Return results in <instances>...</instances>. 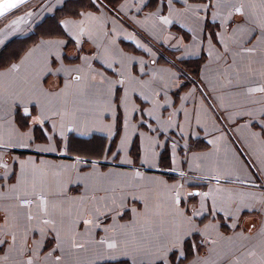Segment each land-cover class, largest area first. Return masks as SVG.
I'll return each mask as SVG.
<instances>
[{"label":"crops","instance_id":"crops-1","mask_svg":"<svg viewBox=\"0 0 264 264\" xmlns=\"http://www.w3.org/2000/svg\"><path fill=\"white\" fill-rule=\"evenodd\" d=\"M228 12L217 0H29L0 18V72L24 61L18 75L29 81L22 89L9 88L14 78L0 81V143L8 144L0 148L8 165L0 167V216L39 215L35 203L18 208L17 196L31 193L33 184L45 195L63 193L49 196L58 205L59 235L39 219L25 231L21 218L18 230L0 231V241H6L0 256L14 247L15 235V248L31 246L42 257L60 245L52 258L36 264H127L124 257L106 258L96 241L112 235V225L129 224L135 216L130 210L166 202L176 191L178 209L203 212L193 217L202 235L184 244L185 250L200 247L188 252L183 264H195L197 255L200 264H225L230 253L235 254L230 264H236L240 252L254 246L256 256L240 257L239 264H264V93H247L264 86V44L259 31L234 32L241 17L229 18ZM165 16L171 23L161 22ZM242 46L257 52L246 55ZM78 66L85 78L67 97L43 94L64 89L71 79L68 69ZM104 78L113 83L101 85ZM121 78L122 85L116 83ZM92 85L96 95L88 94ZM13 91L34 101L35 108L17 103ZM57 104L75 119L51 116ZM25 106L33 119L41 111L51 118L34 124L24 115ZM78 155L91 159L96 170L75 164ZM137 172L140 179H133ZM213 188L253 198L209 200L201 209L202 198L188 195ZM121 197L123 205L117 199L115 207L122 218L111 204ZM93 207L99 208L101 227L90 229L81 219L91 218ZM140 226H146L143 220ZM69 236L85 247L70 249ZM10 255L2 264H22L30 253ZM56 255L62 260L56 262Z\"/></svg>","mask_w":264,"mask_h":264},{"label":"snow or ice","instance_id":"snow-or-ice-1","mask_svg":"<svg viewBox=\"0 0 264 264\" xmlns=\"http://www.w3.org/2000/svg\"><path fill=\"white\" fill-rule=\"evenodd\" d=\"M25 0H4L3 4H0V16H3L6 12L11 9L17 8L20 4H23ZM219 5L227 7L229 9L228 17H232L233 15H239L241 17V24H238L234 32H242L245 35L249 33H255L259 31L261 33L260 43L264 44V0H217ZM87 17L85 20L80 21L76 26L80 27L84 23L87 22ZM160 20L163 24H169L171 21L168 17H160ZM66 24H72L73 22H65ZM84 34L83 28L81 27L80 33ZM253 39L256 37L253 36ZM59 43V42H56ZM247 43H251V40H248ZM242 52L246 55L252 56L257 52V48H249L246 46H242ZM227 51V48H226ZM239 54V53H238ZM87 63V60L85 61ZM24 65V61H21L20 64H12L8 69L4 72H0V81L8 80V78H14L9 80V88L26 87L29 83L25 78L20 77L18 74L21 73L22 67ZM108 67H111L109 65ZM57 71H62L61 69H57ZM68 72L71 76L69 83L65 85L64 89L59 91H53L50 93H43L45 96H53L57 99L62 97H67L69 95L68 90L75 85L77 88L79 87V82H81L85 77L81 75V68L78 66L74 69H68ZM77 73L76 75H71V73ZM91 79L94 81L95 76H91ZM108 83L109 85L113 83V81L107 80L104 78L100 81L101 85ZM116 83L123 84L124 80L121 78ZM0 87H2V83H0ZM8 91V89H5ZM264 93V86L251 87L247 89V93L249 95L254 93ZM89 95H96L97 89L95 85H92L88 90ZM3 93H0L2 96ZM13 99L19 103L21 101H27L33 104V109L35 108V102L27 99V97L20 95L19 93L13 91L12 92ZM23 113L26 117L32 120L34 124H43L46 120L50 119L51 116L60 117L61 120L66 117L70 120L75 119V113L70 111L66 106L61 111V105L57 104L53 109H51V116L46 115L44 111H41L40 115L36 116L34 119L32 118V112L28 107H23ZM68 131H72V128H68L67 125H63ZM15 146V145H13ZM7 143H0V148H7ZM66 150L71 151L72 149L68 148ZM75 164H84L91 165L93 170L95 171V163L91 159L84 158L82 156H76L74 160ZM29 163H32L29 161ZM130 163V161H128ZM0 167L7 169V163L3 162L2 158H0ZM57 167L62 168H71L73 165H61ZM219 183L218 177H213ZM133 179H140V173L137 172ZM18 183H23V180L18 181ZM33 191L31 193L25 192L22 196L18 195V208L19 209H29L30 206L35 203L39 215H34L31 211L28 212H20L18 215L12 220L9 219L7 215L0 216V221L3 222V227L0 228V231L5 229H19L21 227V218L25 224V231H27V223L33 221L34 219H39L40 223L45 226L48 230L57 232V219L56 213L58 205L52 201H50L49 196H54L59 198L63 195L62 191H58L55 193H50L49 195H45L43 190L40 192L35 191V184H33ZM16 190V186H13V191ZM107 191V190H106ZM189 196L201 197L200 208H205V202L211 200L213 203H224L227 200L234 199L235 197H244L253 198L251 193H231L226 192L223 188H213L206 192H196V193H188ZM29 196H32L33 199H30ZM136 199H141L147 201L149 197H135ZM117 199L120 201V205L122 206L124 203V198H112L111 204L116 211L117 215L121 218L124 213L119 212V209L115 207L117 204ZM181 204V196L179 192L173 191L172 196L166 202L159 203H144V207L142 211H137L132 209L130 211L135 212V216L132 217L129 224L119 225L114 224L111 227L112 235H106L103 238H100L96 241V244L101 246L105 251L104 255L106 258L112 259L116 257H124L126 258L127 264H175L176 260L180 261V264H183V261L187 259L188 252L197 251L199 249V245L193 244L189 246L188 250L184 249V244L189 239L190 236L193 235H202L201 229L193 223V217L198 215H203V212L200 210H196L191 212L190 214H186L183 210L178 209L176 206ZM247 207V205H245ZM216 209H213L215 211ZM91 214V218L89 219H81L82 224H86L90 229L92 228H100L101 225L96 223L98 219L99 208L93 207L89 210ZM13 220L15 221L13 223ZM141 220L145 222L146 226L137 227L140 225ZM235 226V225H234ZM209 226H205V229H208ZM214 227V225H213ZM106 232L107 228L104 229ZM41 231H44V228H41ZM13 244L14 247L9 249V253L3 256H0V264L4 261H8L11 257V253L16 251L20 257L25 256L26 253H30L28 258L22 262V264H36V261L41 258L47 260L53 257V253L60 247L59 244L56 245L51 252L47 254V256H43L38 254L37 251H34L31 246L15 248L16 236L13 235ZM207 242L212 244L213 246L217 243L216 240L208 239ZM6 243V241H0V244ZM68 244L70 249H83L85 245L80 243L75 239L74 236L68 237ZM262 249H264V244L260 245ZM37 249L42 247V245L37 244ZM239 251V249H237ZM235 254L230 253L226 257H224L225 264H230L232 258ZM264 255V252H262ZM256 256L255 246L253 249L245 252H240V257L244 259H251ZM240 257L236 258V264H239ZM56 262L62 260V257L56 255L54 257ZM202 258L198 255L196 257L195 264H200Z\"/></svg>","mask_w":264,"mask_h":264},{"label":"water","instance_id":"water-1","mask_svg":"<svg viewBox=\"0 0 264 264\" xmlns=\"http://www.w3.org/2000/svg\"><path fill=\"white\" fill-rule=\"evenodd\" d=\"M28 1H29V0H25V2H24V3L28 2ZM3 3H4V0H0V4H3ZM24 3H23V4H24ZM21 5H22V4H20L19 6H21ZM19 6H18V7H19ZM18 7H17V8H18ZM15 9H16V8H15ZM15 9H11V10H9V11H8V12H6L4 15H6L7 13H9V12H11V11L15 10ZM4 15H3V16H4ZM1 17H2V16H0V18H1Z\"/></svg>","mask_w":264,"mask_h":264},{"label":"trees","instance_id":"trees-1","mask_svg":"<svg viewBox=\"0 0 264 264\" xmlns=\"http://www.w3.org/2000/svg\"><path fill=\"white\" fill-rule=\"evenodd\" d=\"M103 3H107V4H110V0H103Z\"/></svg>","mask_w":264,"mask_h":264},{"label":"rangeland","instance_id":"rangeland-1","mask_svg":"<svg viewBox=\"0 0 264 264\" xmlns=\"http://www.w3.org/2000/svg\"><path fill=\"white\" fill-rule=\"evenodd\" d=\"M28 5L30 6L31 5V2L30 3H28L27 5H26V8L28 7ZM19 10H22V8L21 9H19ZM18 10V11H19ZM15 13V12H14ZM14 13H12L11 15H13Z\"/></svg>","mask_w":264,"mask_h":264}]
</instances>
